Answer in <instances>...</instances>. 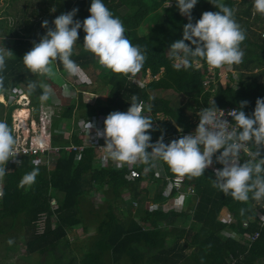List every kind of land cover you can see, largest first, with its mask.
Wrapping results in <instances>:
<instances>
[{
  "label": "trees",
  "instance_id": "trees-1",
  "mask_svg": "<svg viewBox=\"0 0 264 264\" xmlns=\"http://www.w3.org/2000/svg\"><path fill=\"white\" fill-rule=\"evenodd\" d=\"M90 2H56L55 11L44 19L48 21L47 27H54V18L74 7L78 8L74 19L83 21L90 15ZM223 2L235 10L234 18L246 32V39L241 43L244 56L241 63L226 65L240 72L237 86L233 88L228 83H218L214 92H211L212 82L204 84V79L209 76L211 81H218V68L209 72L208 64L203 60L198 68L176 70L172 66L168 48L172 42L182 38L183 25L188 22L180 14L175 0H104L105 5L123 22L125 35L146 56L136 77L141 78L148 70L151 75H158V78L138 86L128 80L129 74L114 73L97 63L104 92L100 107L95 105L97 99L86 90L79 91L75 98L61 97L64 107L54 120L51 118V144L47 143L55 157L54 165L45 162L34 165L33 159L37 160L40 155L47 156L46 152L24 155L18 164L6 162L7 172L0 180V191L3 193L0 196V235L9 233L16 225L20 231L24 225L32 227L39 215L43 214L46 224L42 232L34 231L31 238L24 242V247L30 253L48 250L71 229H81L87 233L89 226L94 225L96 232L79 264H264V222L256 213L260 210V204L252 199L247 203L236 201L213 186L215 170L223 167L215 159L219 151L214 154L213 164L204 170L202 176L183 175L181 189L186 191L190 187L193 192L185 196L184 206L187 204V210L177 212L173 208L149 209L150 204L167 201L168 196L163 193L165 176L172 179L177 175L162 160L150 156L147 164L140 160L135 163L121 162L120 168H116L109 162L105 167L98 160L95 162L96 152L92 148H85L78 158L76 150L67 151L64 148L70 143L80 144L82 141V136L68 134L71 124L64 121L75 116L93 120L101 114L106 117L112 111H127L133 95L145 104L142 113L148 111L151 115L147 118L152 121L156 119V126L148 130L151 141H157L163 135L165 142L170 137L182 136L191 126L196 128L194 121L199 119L197 112L208 106L215 107L212 101L217 108H238L239 102L246 100L248 104L243 111L250 115L256 99L264 98V16L254 12L253 0ZM25 10H21L22 13L17 17L19 20L13 21L23 32H17L15 28L13 32L12 28L5 25L6 21L0 19V29L4 33L1 36H5L4 40L13 38L10 50L14 54L7 61L3 73H0L2 94H6L5 90L9 87H14L12 73L23 65L21 58L31 49L32 42H38L39 37L47 31L41 26L44 20L29 22ZM205 11L216 12L219 9L208 0H198L192 9V22L195 23ZM255 23H259L260 28L253 29ZM141 27H145V32L139 34ZM78 33L80 50L77 54L73 52L71 58L83 67L95 65V56L82 46L85 32L81 28ZM52 67L64 71L58 62H54ZM23 77L19 78L21 82L29 85L30 76L27 75L28 79ZM48 80L51 82L50 77ZM40 83L42 81L37 82L38 85ZM167 90L183 97L185 101L189 100L190 104L181 105L179 101L151 94ZM26 92L31 94L29 108L34 113L43 94L42 88L37 86L29 93L27 86ZM150 97L154 99L150 100ZM14 108L13 105L3 106L0 103V120H5L10 127ZM47 113L49 118L42 124L43 128L47 127L52 117ZM158 115L162 118L159 119ZM59 125L64 126V129H58ZM63 132L65 137L62 136ZM52 147H58V150L54 152ZM251 150L254 151V147ZM148 151H151L150 148ZM261 156H264V148H261ZM247 160L248 157L242 155L240 163ZM155 162L162 169V176L155 173ZM34 167L39 168L35 183L30 187H20L23 175ZM142 182L146 184L142 185ZM96 191L97 197L93 195ZM177 194L172 189L170 198L177 197ZM92 195L95 202L89 200ZM140 205H143L141 209ZM137 208L138 213H134ZM124 209L127 211L126 216L120 219L116 211ZM179 217L183 218L184 223L189 220L188 229L175 224ZM184 249L190 251L186 254Z\"/></svg>",
  "mask_w": 264,
  "mask_h": 264
},
{
  "label": "clouds",
  "instance_id": "clouds-1",
  "mask_svg": "<svg viewBox=\"0 0 264 264\" xmlns=\"http://www.w3.org/2000/svg\"><path fill=\"white\" fill-rule=\"evenodd\" d=\"M208 2L219 11H205L193 23L192 9L198 0H175L180 14L188 20L183 25L182 38L172 42L168 48L170 58L173 60L172 66L176 70L198 68L201 60L213 68L239 64L243 60L241 43L246 39V32L236 22L235 10L227 6L223 0ZM253 8L255 13L264 16V0H253ZM51 11H55V8ZM77 12L78 8L75 7L66 13L62 12L52 21L54 27H47L48 21H42L41 26L47 28V31L39 37L38 42H32L31 49L21 58L24 68L37 76L50 77L52 64L58 62L68 74L77 75L80 69L71 57L77 43L78 30L82 28L86 34L83 49L91 52L101 66L125 75H134L141 70L146 60L144 52L128 39L123 22L105 5L104 0H91L88 8L90 15L83 21L74 19ZM4 37L0 40V73H3L7 61L14 56L13 52L5 47ZM53 69L59 75H63L64 71ZM72 84L73 89L75 80ZM37 86L43 89L40 99L47 100L51 89L43 83L39 85L35 81L29 83L28 92H33ZM64 86L65 82L60 86L63 93ZM79 91L76 92V96ZM0 94L3 96L0 103L5 105L7 100L5 94ZM23 95L27 100L25 93H20L18 98ZM212 103L215 107L208 106L199 110V123L194 133L182 135L167 144L163 142L161 135L152 143L148 131L152 128V120L142 114L146 106L133 95L127 111H112L107 114L103 121L104 127L102 130L97 129L96 136L105 140L103 146L105 158L127 163L140 160L147 164L151 156L162 160L172 172L181 176L186 174L192 177L202 176L204 170L213 164L214 154L219 151L215 159L223 167L215 170L213 186L236 201L247 203L252 199L256 203L264 204V156H261V148H264V98L256 99L255 108L250 115L243 111L248 104L246 100L240 101L238 108L230 110L227 115L235 122L234 127L231 126L232 122L223 119L224 111L218 113L214 101ZM25 107L27 109L28 103ZM147 107L150 109L151 106ZM10 120L14 126L13 113ZM26 120L29 123V117ZM85 127L89 133L95 124L87 121ZM14 128L15 126L11 128L5 120H0V180L7 172L6 162L19 163L9 161L16 156L17 139L13 135ZM15 131L16 135L19 131L17 128ZM31 136L33 138L36 135ZM31 136L29 135V138ZM25 141L27 146L31 145V139ZM47 143L42 142L37 146L44 145V150L48 154L50 151ZM253 147L254 151L251 150ZM149 148L151 151H148ZM242 152H249L250 158L239 163ZM33 163L35 165L37 162ZM38 174L39 168L34 167L23 175L19 186L30 187L35 183ZM2 195L0 191V196ZM8 243L11 244L12 241L9 240Z\"/></svg>",
  "mask_w": 264,
  "mask_h": 264
},
{
  "label": "rangeland",
  "instance_id": "rangeland-1",
  "mask_svg": "<svg viewBox=\"0 0 264 264\" xmlns=\"http://www.w3.org/2000/svg\"><path fill=\"white\" fill-rule=\"evenodd\" d=\"M60 2L61 0H0V19H4L6 21L5 25L9 28H12V31L15 32V29L17 32H23L21 27H17L15 24H13L14 20H19L17 17L22 13L21 10H25L24 14L26 15V19L29 20V22H32V20H35L36 22H41L40 19L44 20L45 18L49 17L50 14L53 13L51 9L56 8V2ZM169 3L166 4L168 6ZM121 12H124L123 9H121ZM38 15V16H36ZM258 26L260 28L259 23H255L253 29H258ZM15 28V29H14ZM32 30V29H31ZM139 34H142L145 32V27H141L138 30ZM263 31H261L262 33ZM2 35H4L3 31L0 29V40H2ZM3 43L6 48L10 50L11 45L13 44V38L8 37L5 40H3ZM80 50V46L77 43L74 45V54H77ZM95 65L89 64L87 66H79V73L77 75H70L66 71L63 72V75H59L53 68H52V75L50 76L52 82L48 80L47 76L41 77L34 75V73H31L30 70H27L22 65L18 69H15L12 73L13 81L15 82L14 87H9L5 90V98L7 99L5 101V105L3 106H15L14 111L16 109H19L22 111L23 114H25L26 117H29V123L27 125L26 120L24 121V126L18 128L17 130L19 132L15 135V128L13 130V135L17 139V145H24L26 139H31V145L37 146L39 143L42 144V142H48L50 143V134H51V118L54 120L59 111L63 109V104L61 102V96H65V94L60 90V86L65 82H71L73 83V78L75 80V86L73 87L74 92H78L79 90H86L88 93L90 92V95L94 96L95 99H97V102L95 103L96 106L100 107L101 103L99 102L103 100L104 98V92L103 88L101 86V83L99 81V74L101 73L100 68H97L98 59L95 57ZM83 67V68H82ZM102 68H104L102 66ZM222 68V67H221ZM106 69V68H105ZM224 71H221V74H225ZM226 73H229L226 71ZM30 76L29 80L31 82H38L42 81L43 84L47 85L48 88L51 89V94L49 95V98L47 100L42 101L39 98L38 101V109L34 110V113L29 108V103H31V94H28L26 92L27 86L24 82H21L19 79L21 76H24L23 78H26ZM232 78V75H235L236 80L240 78V72L237 70H232V73L230 74ZM223 76V75H222ZM224 77H222L223 79ZM28 79V78H26ZM262 79V77H261ZM12 79L10 78V81ZM79 83H82L80 86H78ZM43 91V89H42ZM20 93H25L27 96V100L24 101V103H28V107L20 108L19 106H16V103H21L20 100L22 96L18 98V95ZM155 96H160L163 98H168L171 101H179L180 104H186L189 100H184L183 97H180L176 95L171 90L167 91H154L151 93ZM1 96V94H0ZM0 98V100H2ZM18 99V100H17ZM190 104V102L188 103ZM18 107V108H17ZM52 107V111L54 113L52 114V117H50V121L47 124L46 128L42 127V124H44L48 120V113L49 109ZM12 111L11 114L14 112ZM28 113V114H27ZM143 115L147 116L146 113H142ZM76 118L81 117H73V119H70L69 121H64V123L69 124L71 121H76ZM159 119H161V115L158 116ZM11 123V120H10ZM15 124V123H14ZM16 126V125H14ZM11 123V128L14 127ZM60 130L64 129V126L59 125L57 127ZM32 135H36L32 138ZM67 134V133H66ZM29 135L31 136L29 138ZM64 136V132L63 135ZM65 137V136H64ZM33 140V141H32ZM98 154L102 152V149H98ZM33 161L37 162L36 164H41L42 162L48 163L50 165H54L55 157L54 155L50 154V158L47 156H38V159L35 158ZM155 173L159 176H162V169L160 168L159 164L155 162ZM142 185H145L146 182H142ZM95 197H97V191L95 194H93ZM93 195L89 197V200L91 202H95ZM181 198V197H179ZM126 199V198H124ZM97 201V200H96ZM171 202V200H168L166 203L162 204H150L149 209H156L160 208L162 206L168 205V203ZM188 202V201H187ZM143 207V205H140V209ZM182 210H187V204L184 207H181ZM139 208L134 209V213H138ZM117 215L120 219H123L126 216L127 211L124 209L123 211H116ZM136 216V215H135ZM137 217V216H136ZM52 220V219H50ZM189 221V220H188ZM183 222V218L179 217L176 221V225H180L185 227V229H188L190 227V222ZM18 224V223H17ZM44 225V224H43ZM175 225V226H176ZM79 227V226H78ZM35 232H41L42 231V223L38 221H35V225L33 224L32 227H26L25 225L22 227V230L20 231V227L17 225L14 227V229L10 230L9 233H4L0 235V264H79L81 258L84 256V253L88 249L90 239L95 234L96 228L94 225H90L88 228V232L85 233L81 229H71L66 236L63 239H60L56 241L55 245L50 247L48 250L40 251V252H33L30 253L26 250L24 247V242L27 241L29 238H31L32 234ZM18 234V237H17ZM19 236L21 239H19ZM11 240L12 243L9 244L8 241ZM183 242V240H181ZM190 249H184V253H188ZM110 264V263H109ZM128 264V262H127Z\"/></svg>",
  "mask_w": 264,
  "mask_h": 264
},
{
  "label": "built area",
  "instance_id": "built-area-1",
  "mask_svg": "<svg viewBox=\"0 0 264 264\" xmlns=\"http://www.w3.org/2000/svg\"><path fill=\"white\" fill-rule=\"evenodd\" d=\"M207 69H208L209 72H211V70H213V67H210L208 65V68ZM222 70L225 72V74H221V71ZM232 70H233L232 68H229L226 65L222 66V68L219 67L217 69L218 81H211V77L208 76V78H205L204 79L205 80L204 81V84H208V83L212 82L213 87L210 90L211 92H214V90L216 88V85L218 83H221V84L228 83L231 87L234 88V87L237 86L236 84H237L238 80H236L235 75H232V78L229 79V77H231L230 74L232 73ZM226 71H228L229 73H226ZM222 77H224V78L222 79ZM127 78L133 84H136L138 86H144L149 81H151L153 79H157L158 78V75H151L150 72L147 70L146 73H145V75H143L141 78H137L135 74L134 75L129 74ZM73 81H74V79H73ZM72 85L73 84L71 82H66L65 83V86H64V94L66 96H69V97H76V92H74V90L72 89ZM235 108L236 107H234V106H224V107L217 108L216 111L218 113L224 111L225 115H224L223 119H226L229 122H232V118L230 116H228L227 113L230 110L235 109ZM52 110L53 109L51 107L49 109V114L50 115H52L54 113V111H52ZM144 113L147 114L146 117H150V115H151L150 112H148V111H146ZM197 114H198V112H197ZM104 119H105L104 115L101 114V115H99L98 118L97 117L96 118H93V120L79 118L76 121H71L70 122L71 127L69 129L68 134L70 135L72 133H75L77 135H80V136H82V141H81L80 144L70 143L69 145H66L64 148L67 151L76 150L77 151L76 158H78L79 153L82 152L85 148H92L96 152V155H95V158H96V161L95 162L96 163H97V160H98L101 165H103V166L106 167V166L109 165V162H110L116 168H120L121 162L113 161L110 158H105V153H104V148H103V146L105 144V140H104L103 137H97L96 136L97 129L102 130L103 127H104V125H103ZM87 121L94 122V124H95V127L89 130V133H88L87 128L85 127V124H86ZM198 121H199V119H197V120L194 121V123L196 124V126L199 123ZM151 123H152V128L155 127L156 124H157L156 119H154ZM231 126H233V127L235 126V122L234 121L232 122V125ZM194 131H195V128L193 127L190 130L188 129V131L183 132L182 135L194 133ZM68 134H67V136H68ZM179 137L180 136L170 137L164 143L167 144L171 140L178 139ZM151 142L152 143H155L156 141H151ZM97 148L98 149L101 148L102 149V152L98 154ZM44 149H45V146L44 145H39V146H32V145H30V146H27V144L25 142V144L23 146L22 145H17L16 146V150H15V155L16 156L14 158H10L9 161L10 162H14V163H18V162H20V159H21V156L22 155H24V154L25 155H32V154H37V153L43 154L45 152ZM48 149L50 151V147ZM51 149H53L54 152H56L58 150V147H52ZM150 150H151V148H150ZM50 154H51V152H49L47 154V157L48 158H50ZM242 155H246L248 157V159L250 158L249 152H242L241 153V156ZM241 156H240V159H241ZM239 163H240V161H239ZM128 177L131 178V176H128ZM182 177L183 176H181L179 174H177L175 176V178H172V179L165 176L166 187L163 190V193H164L165 196H168L167 201L168 200H171V202H169L168 205H166V206H162V208H166V209L173 208L174 211L179 212L182 209L181 207L184 206V202L186 201L185 200V196L188 195V194H190V193H192L193 190L190 187H187L186 188V191H183L181 189L182 188V184H181V181L180 180H181ZM172 189H175L178 192L177 197L170 198V194L172 192ZM179 197H181V198H179ZM167 201H165L164 203H166ZM259 209L260 210H258L256 213H258L260 215V218L264 222V213H263L264 212V204H260V208ZM38 221L42 223V230H43L44 229V226L46 224V217L43 214H40L39 215V218H38ZM243 224L245 225L246 223H243ZM53 228H54V225H53V223L51 221V229H53ZM255 236H257V234H255Z\"/></svg>",
  "mask_w": 264,
  "mask_h": 264
},
{
  "label": "bare ground",
  "instance_id": "bare-ground-1",
  "mask_svg": "<svg viewBox=\"0 0 264 264\" xmlns=\"http://www.w3.org/2000/svg\"><path fill=\"white\" fill-rule=\"evenodd\" d=\"M3 96L1 95L0 96V98H2ZM24 100H25V96L23 95L22 96V98H21V100H20V102L21 103H19V105H21V106H19L20 108H22L23 107V110H24V107L27 105V103H24ZM17 104V103H16ZM18 108V107H17ZM24 112H25V110H24ZM13 117H14V123H15V127L18 129V128H20V126L21 127H23L24 126V121L26 120L25 119V114H23L22 113V111L21 110H19V109H16L14 112H13ZM27 118V117H26ZM26 123H27V125H28V122H27V120H26ZM18 131V130H17Z\"/></svg>",
  "mask_w": 264,
  "mask_h": 264
},
{
  "label": "crops",
  "instance_id": "crops-1",
  "mask_svg": "<svg viewBox=\"0 0 264 264\" xmlns=\"http://www.w3.org/2000/svg\"><path fill=\"white\" fill-rule=\"evenodd\" d=\"M193 128V126H191L189 129Z\"/></svg>",
  "mask_w": 264,
  "mask_h": 264
}]
</instances>
